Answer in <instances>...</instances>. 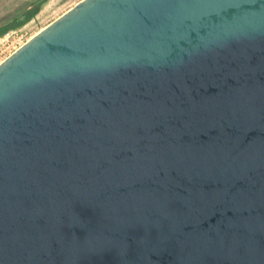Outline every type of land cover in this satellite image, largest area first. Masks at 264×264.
I'll return each mask as SVG.
<instances>
[{"label":"water","instance_id":"water-1","mask_svg":"<svg viewBox=\"0 0 264 264\" xmlns=\"http://www.w3.org/2000/svg\"><path fill=\"white\" fill-rule=\"evenodd\" d=\"M0 264H264V0H81L0 63Z\"/></svg>","mask_w":264,"mask_h":264},{"label":"rangeland","instance_id":"rangeland-1","mask_svg":"<svg viewBox=\"0 0 264 264\" xmlns=\"http://www.w3.org/2000/svg\"><path fill=\"white\" fill-rule=\"evenodd\" d=\"M34 0H0V24L22 19L26 7ZM38 13L27 22L0 36V63L31 37L81 0H43Z\"/></svg>","mask_w":264,"mask_h":264},{"label":"trees","instance_id":"trees-1","mask_svg":"<svg viewBox=\"0 0 264 264\" xmlns=\"http://www.w3.org/2000/svg\"><path fill=\"white\" fill-rule=\"evenodd\" d=\"M43 2V0H34L26 7V12L22 15V19H14V21L12 20L6 24H0V36L34 17L38 13Z\"/></svg>","mask_w":264,"mask_h":264}]
</instances>
